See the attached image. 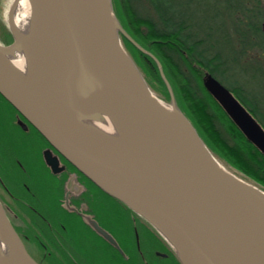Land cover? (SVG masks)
Instances as JSON below:
<instances>
[{"label":"water","instance_id":"obj_1","mask_svg":"<svg viewBox=\"0 0 264 264\" xmlns=\"http://www.w3.org/2000/svg\"><path fill=\"white\" fill-rule=\"evenodd\" d=\"M26 32L7 22L0 43V94L79 171L150 223L182 264H264V190L225 167L190 120L150 89L120 34L111 0H28ZM23 49L28 71L9 56ZM204 88L264 155V128L210 72ZM100 90L106 98L92 95ZM107 114L120 136L81 124ZM54 168L56 159L46 154ZM94 225L101 230L100 226ZM0 264H39L0 199ZM111 242L115 243L112 236Z\"/></svg>","mask_w":264,"mask_h":264},{"label":"trees","instance_id":"obj_2","mask_svg":"<svg viewBox=\"0 0 264 264\" xmlns=\"http://www.w3.org/2000/svg\"><path fill=\"white\" fill-rule=\"evenodd\" d=\"M111 2L115 5V12L120 16L121 22L126 20L130 23L132 31L126 28L130 36L159 60L163 71L166 72L165 68L168 67L175 75L185 102L203 127L209 129L211 139L187 117L210 152L228 169L264 190V155L245 138L202 84L205 72H210L222 82L220 76L230 74L233 66H239L243 60L249 62L254 56L258 60L264 59V30L261 27L264 0ZM207 20L217 23H209ZM122 38L139 52L138 58L148 77L160 81L162 77L155 60L127 37ZM258 60L250 63L252 76L264 79V66L258 65ZM242 68L246 71L248 66ZM225 86L236 94L264 127V90L262 94L256 95L242 87L238 81ZM262 87L264 88V83ZM0 96L6 100L1 94ZM111 197L131 213H135L123 202ZM142 220L162 239L150 223L144 218ZM131 244L134 251L126 258L133 259L132 264H151L149 253L142 244L139 248L135 240ZM175 260L180 264L177 257ZM112 262L123 264L120 258L110 253V263L107 264Z\"/></svg>","mask_w":264,"mask_h":264},{"label":"rangeland","instance_id":"obj_3","mask_svg":"<svg viewBox=\"0 0 264 264\" xmlns=\"http://www.w3.org/2000/svg\"><path fill=\"white\" fill-rule=\"evenodd\" d=\"M11 1L0 0V43L3 44L9 43L13 39V34L7 22V10ZM262 5L264 8V3ZM112 8L122 28L130 36L127 32V29L128 31H132L130 23L126 20L121 22L120 16L118 17V14L115 12L114 4H112ZM120 13L122 14L121 11ZM206 16H208V12H206ZM207 21L209 23H217L216 21ZM122 36H126L120 34V41L124 49L134 60L153 93L168 107L175 106L186 117L191 118L195 122V126L211 139L209 129L203 127L196 118L194 111L185 102L173 72L168 67L165 68L167 73L163 71V73L165 72L164 76L168 81V86L162 79L160 81L152 80L142 67V62L138 58L139 52L131 47L128 42L124 41ZM253 60L258 59L254 56L249 62L243 60L239 66H233L230 74L220 76L219 79L224 85L238 81L242 87L256 95L262 94L264 79H261L259 76H252V65L250 63ZM245 65L248 68H246V71H243L242 67H245ZM255 65L257 64L255 63ZM258 65L264 66V59L258 60ZM36 141L33 134L22 131L20 125L15 122L12 108L0 96V199L8 217L14 222L22 236L27 249L39 264L110 263V250L108 246H105L99 238L94 239L77 218L61 210L58 204L59 196H43L47 192L46 186H44L47 180H44V176L40 175L39 172L37 174L36 165L38 157ZM18 161L25 167V170L20 169ZM20 179L28 183L30 186L29 191L38 195L23 196L25 201H29L35 205L34 208L32 207L33 209L25 204L17 205L14 196H11L12 191L17 187L16 181L20 182ZM106 196L108 195L99 193L97 203L95 204L96 211H94L101 223L110 225L111 231L117 230L124 237L122 239L129 246L127 256L129 254L132 255L134 246H132L131 242L135 240L138 248L142 244V247L146 248L150 254L148 258H150L151 264H178L175 260L177 255L173 248L156 228L151 225L162 239L142 218L138 217L142 221L140 222L137 219V215L135 217V215L123 212L120 203L118 205L114 198L110 196V199H108ZM155 251L160 252V254H156ZM161 253L165 255H161ZM120 257L123 264H132V261H134L130 257V259ZM179 262L182 264L180 260ZM111 264H114V262Z\"/></svg>","mask_w":264,"mask_h":264},{"label":"flooded vegetation","instance_id":"obj_4","mask_svg":"<svg viewBox=\"0 0 264 264\" xmlns=\"http://www.w3.org/2000/svg\"><path fill=\"white\" fill-rule=\"evenodd\" d=\"M263 24H264V19L262 18L261 19L262 29H263ZM230 91L236 96V94L232 90ZM237 99L239 100L238 97ZM4 101L12 108L15 122L20 125L22 131L24 133L33 134L34 138H36L37 140L36 143H37L38 160H37L36 170H37V174L39 172L40 175L44 176V180H47V183H45L44 185L46 186L47 192L43 194V196H59L58 204L62 211L77 218V220L83 225L85 230L94 239L99 238L105 244V246H108L110 253L112 255L119 258H121L120 256H122V258L126 259L125 257H127V254L129 253V246L126 244L125 240H123L124 237H122V235L117 230L111 231L110 225L104 224L103 222L101 223L95 212L96 211L95 204L97 203L99 193L108 195L106 196L108 199H110V194L103 191L92 180H90L86 175H84L81 171H79L70 161H68L59 151H57L23 115H21L17 110H15L13 106H11L6 100ZM246 109L255 117V115L252 113L251 110H249L247 107ZM46 154L56 159V164L54 166L55 169H53V167L46 161ZM18 165L20 169L25 170V167L19 161H18ZM16 185L17 187L15 188L14 191H12L11 194V196H14V200L16 201V204L17 205L25 204L30 208L32 207L34 208L35 205L31 204L29 201H25L23 196H38V195L36 193L29 191L30 186L28 185L27 182L23 181V179L22 180L20 179V182L16 181ZM117 203L118 205H120L119 202ZM120 206L123 208V212H126L131 215H135L136 217L135 213H131L122 204ZM138 217L139 215L137 216V219H139ZM139 221L142 222L140 219ZM11 222L15 227L16 231L18 232L23 244L25 245L23 238L20 235L14 222L12 220ZM94 222H96L100 226L101 230H99L94 225ZM110 235L115 240L116 244L110 241L109 239ZM136 245L138 248L137 243ZM27 251L34 258V256L30 253L28 249ZM155 253L160 254V252L158 251H155ZM161 255H165V254L161 253Z\"/></svg>","mask_w":264,"mask_h":264},{"label":"bare ground","instance_id":"obj_5","mask_svg":"<svg viewBox=\"0 0 264 264\" xmlns=\"http://www.w3.org/2000/svg\"><path fill=\"white\" fill-rule=\"evenodd\" d=\"M29 13L30 4L28 0H18L16 5L12 10V25L17 32H26L29 24ZM10 61L14 67L20 71L22 74H26L28 71V60L27 55L23 49L16 50L11 56H9ZM109 92L107 90H100L94 93L92 96L96 98H106ZM81 124L95 129L105 135L111 137H119V131L116 125L113 123L111 118L105 114L101 113L98 119H82ZM4 245L0 239V255H4Z\"/></svg>","mask_w":264,"mask_h":264}]
</instances>
